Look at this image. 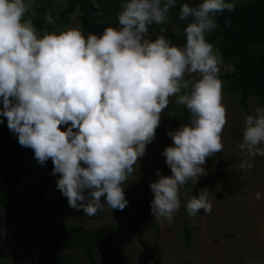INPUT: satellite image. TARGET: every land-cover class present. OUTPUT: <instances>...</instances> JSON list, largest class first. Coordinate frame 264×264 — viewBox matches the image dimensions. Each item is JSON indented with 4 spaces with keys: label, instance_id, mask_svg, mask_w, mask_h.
<instances>
[{
    "label": "clouds",
    "instance_id": "clouds-1",
    "mask_svg": "<svg viewBox=\"0 0 264 264\" xmlns=\"http://www.w3.org/2000/svg\"><path fill=\"white\" fill-rule=\"evenodd\" d=\"M33 2L0 0V122L7 119L39 164L52 160L56 187L69 206L94 216L105 204L121 211L127 206L128 177L155 139L170 97H178L189 123L167 133L173 145L162 155L171 174L158 170L149 185L153 217L172 224L181 207L180 187L198 181L207 159L223 151L222 57L206 34L218 27L215 16L234 11L235 4L180 5L178 18L187 22L180 46L163 35L149 36V26L164 25L178 0H123L118 26L87 36L76 29L40 35L25 18ZM45 20L55 24L50 13ZM262 145L264 107H257L244 121L238 148L250 157L264 156ZM240 167L252 165L244 161ZM211 195L205 188L192 197L189 215L210 214Z\"/></svg>",
    "mask_w": 264,
    "mask_h": 264
},
{
    "label": "rangeland",
    "instance_id": "rangeland-1",
    "mask_svg": "<svg viewBox=\"0 0 264 264\" xmlns=\"http://www.w3.org/2000/svg\"><path fill=\"white\" fill-rule=\"evenodd\" d=\"M68 2L69 0H34L33 7L25 18L30 17L32 22L40 21L49 33L76 29L87 36L90 33L81 26L80 12L61 17V11L68 6ZM33 11L35 15L31 14ZM49 13L55 24L46 22L45 16ZM164 25L176 27L170 18ZM44 32L39 34L43 35ZM229 67L228 64H220L221 71ZM189 78L196 79L198 76ZM222 95V102L227 109V123L222 133L223 151L215 154L213 160L206 161L203 166L205 175L198 181L191 180L190 187L180 195L182 206L187 205L202 189L207 188L212 193L209 197L212 203L211 213L200 210L189 218L192 224L199 227L194 234L195 245L187 247L181 237V207L174 213L172 224L157 220L160 227L158 235L144 221H137L142 191L148 189L152 201L154 194L149 185L158 179L156 172L159 170L162 175L171 174L162 152L173 145V140L171 137L157 138L147 146L146 154L138 159L134 166L135 172L129 175L124 186L125 195L131 199L132 206L127 218L122 221L126 231L119 240L121 255L116 264H264V156L250 157L238 148L247 115L263 106L257 97H252L249 111L245 113L236 95L228 93L223 85ZM177 99L175 96L170 97V103L162 112L157 130L165 123H170L172 116L180 110L181 105L177 103ZM244 161L252 167L241 168ZM57 180L58 178L56 183ZM56 183L51 192L52 199L58 205L60 191ZM257 193L261 195L259 200L256 199ZM41 213L42 209L38 205L27 214L19 207L11 210L0 207L1 247L13 255L8 262L0 260V264H37L44 257L46 244L42 227L30 233L31 250L23 258L20 255V246L14 241L15 235L23 232L21 222H36ZM60 220L63 223L73 222L89 227L112 224L115 221L112 209L106 204L105 210L100 211L96 218L75 214L63 216ZM145 245L152 251L151 254L146 251Z\"/></svg>",
    "mask_w": 264,
    "mask_h": 264
},
{
    "label": "trees",
    "instance_id": "trees-1",
    "mask_svg": "<svg viewBox=\"0 0 264 264\" xmlns=\"http://www.w3.org/2000/svg\"><path fill=\"white\" fill-rule=\"evenodd\" d=\"M185 2L195 5L202 0H178L177 7L170 11L169 17L176 27L153 23L149 26V36L152 39L163 35L173 44L183 46L186 43L183 29L187 22L178 18L180 5ZM226 2L234 3L235 10L217 14L215 19L218 27L207 33L206 38L213 44L214 51L221 55L222 63L235 68L234 72L220 71L219 79L225 90L235 94L243 111L248 113L252 97H257L264 107V0ZM122 3L123 0H69L68 6L61 11V17L78 11L81 13L83 30L99 35L107 26H118V13L122 10ZM33 24L38 33L46 30L40 21L35 20ZM162 27L165 29L163 32ZM189 118L186 106L181 105L178 113L172 116V121L156 130L155 139L170 137L167 133L189 123ZM214 156L207 161L213 160ZM53 167L51 159L41 165L34 158L32 149L18 143V136L9 130L6 118L0 122V207L7 210L19 207L25 214L30 213L37 205L42 209L38 221H22L23 232L15 235L14 241L21 248V257H25L31 250L30 233L42 227L46 253L37 264H116L121 255L119 240L126 231L122 221L127 218L131 209V199L125 195L127 206L122 211L112 210L115 220L112 224L89 227L73 222L63 223L60 220L63 216L85 214L82 210L71 208L61 191L59 204H55L51 191L58 174H52ZM191 184L192 181L189 180L181 186L180 195ZM151 199L150 191L144 189L139 199L137 221H144L158 235L160 227L150 209ZM181 209V237L187 247H193L194 234L199 227L191 223L187 205H182ZM99 213L100 211L89 217L96 218ZM1 228L0 220V260L8 262L13 255L1 247Z\"/></svg>",
    "mask_w": 264,
    "mask_h": 264
},
{
    "label": "water",
    "instance_id": "water-1",
    "mask_svg": "<svg viewBox=\"0 0 264 264\" xmlns=\"http://www.w3.org/2000/svg\"><path fill=\"white\" fill-rule=\"evenodd\" d=\"M145 249H146V251L148 252V253H152V251L145 245Z\"/></svg>",
    "mask_w": 264,
    "mask_h": 264
}]
</instances>
